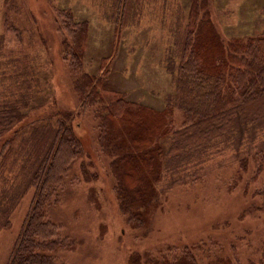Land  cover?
<instances>
[{
  "label": "rangeland",
  "instance_id": "374dc122",
  "mask_svg": "<svg viewBox=\"0 0 264 264\" xmlns=\"http://www.w3.org/2000/svg\"><path fill=\"white\" fill-rule=\"evenodd\" d=\"M122 2L0 0V108L14 106L24 114L0 138L3 153L12 151L0 167V264L8 261L35 191L26 185L22 163L14 159L21 160L30 148L33 126L56 123L65 114L76 126L80 155L70 162L46 206V220L56 226L64 244L54 252L55 264H127L131 255L141 262L171 261L185 249L197 264L264 260V166L257 170L251 156L260 132L238 149L221 143L203 161L163 168L156 201L147 210L140 208L143 223L129 220L119 206L114 157L100 143V105L83 106L75 82L87 73L103 89L161 112L174 88L168 66L171 60L177 63V56L171 46L192 3ZM205 10L226 39L264 34V0H206ZM68 17L86 31L81 52L75 50L79 72L68 54ZM174 120L178 126V111ZM9 138L13 141L7 144ZM246 156L243 169L240 159Z\"/></svg>",
  "mask_w": 264,
  "mask_h": 264
},
{
  "label": "trees",
  "instance_id": "16d2710c",
  "mask_svg": "<svg viewBox=\"0 0 264 264\" xmlns=\"http://www.w3.org/2000/svg\"><path fill=\"white\" fill-rule=\"evenodd\" d=\"M191 1L187 22L171 46L177 56V63L171 60L168 66L174 88L161 112L103 89L99 79L87 73H81L75 82L83 106L100 105V143L114 157L111 165L119 180V206L128 212L129 220L140 223L146 221L140 208L147 210L158 197L156 185L163 168L175 170L190 161H203L207 152L221 143L229 142L238 149L243 142L254 141L258 132L260 140L251 156L257 170L264 166V34L226 39L205 10L206 0ZM65 29L72 42L70 63L79 72L82 65L76 51L83 47L85 27L72 24L68 17ZM64 43L69 47L66 40ZM175 111L181 115L178 126ZM23 117L17 107L0 108V138ZM70 119V114H65L56 123L33 126L31 137L35 135V139L25 160L14 159L13 163H22L26 185L34 186L35 191L6 264H55L54 252L64 245L45 215L55 187L70 162L80 155L76 126ZM4 145L0 147V167L12 154L11 150L3 153ZM247 162V156L241 158L240 167L245 169ZM19 195L15 193L14 198ZM194 259L190 249H185L171 261L150 258L141 262L138 255H131L127 264H197ZM250 264H264V260Z\"/></svg>",
  "mask_w": 264,
  "mask_h": 264
}]
</instances>
